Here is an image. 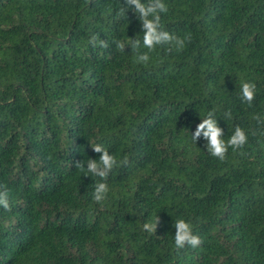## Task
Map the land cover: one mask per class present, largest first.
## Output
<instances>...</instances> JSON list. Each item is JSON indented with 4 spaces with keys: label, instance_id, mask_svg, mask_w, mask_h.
I'll return each instance as SVG.
<instances>
[{
    "label": "trees",
    "instance_id": "16d2710c",
    "mask_svg": "<svg viewBox=\"0 0 264 264\" xmlns=\"http://www.w3.org/2000/svg\"><path fill=\"white\" fill-rule=\"evenodd\" d=\"M163 2L184 46L139 62L123 0H0V264H264V0ZM208 112L247 137L222 160L191 141ZM94 144L116 159L101 201L75 165Z\"/></svg>",
    "mask_w": 264,
    "mask_h": 264
},
{
    "label": "clouds",
    "instance_id": "9594fccd",
    "mask_svg": "<svg viewBox=\"0 0 264 264\" xmlns=\"http://www.w3.org/2000/svg\"><path fill=\"white\" fill-rule=\"evenodd\" d=\"M131 9L137 14L138 20L142 28V45L148 51H137L136 59L139 62H147L149 60L148 52H151L153 48L161 44H172L174 42L177 48H183L184 40L175 38L169 32L160 29V14L167 12V5L163 0H148L147 3L143 0H123L121 11L125 15V10ZM97 34L89 38L90 43L97 39ZM103 44V41H100ZM141 41L131 40L130 47L136 46L139 49ZM122 49L125 45H118ZM256 86L252 82H243L240 85V96L243 101L251 103ZM222 129L218 126L216 117L213 112H208L207 115L199 120L194 130H192L190 137L191 141L195 144L198 137L203 138L206 141L204 145L205 150L218 159H223L226 151L229 147L236 149L243 146L246 142V134L239 126L235 127L232 134L228 137L227 141L221 137ZM94 152L99 153V159L88 158L87 161H77L76 166L86 170V172L101 178L94 185L93 198L96 201L104 199L105 194L108 191V185L104 182L109 170L116 163L115 157L102 145L94 144L91 146ZM0 208H8V200L4 192H0ZM144 223L142 227L149 233H153L156 224ZM175 228L174 243L177 247H183L184 244L197 246L200 243L198 236L194 235L191 231L190 223L184 219H178L173 225Z\"/></svg>",
    "mask_w": 264,
    "mask_h": 264
}]
</instances>
